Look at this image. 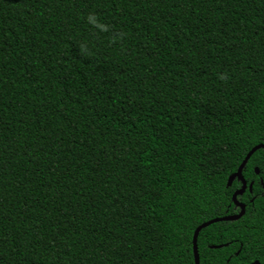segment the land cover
<instances>
[{
  "label": "trees",
  "instance_id": "1",
  "mask_svg": "<svg viewBox=\"0 0 264 264\" xmlns=\"http://www.w3.org/2000/svg\"><path fill=\"white\" fill-rule=\"evenodd\" d=\"M259 145L264 0H0V264H195ZM242 176L200 264H264Z\"/></svg>",
  "mask_w": 264,
  "mask_h": 264
},
{
  "label": "water",
  "instance_id": "2",
  "mask_svg": "<svg viewBox=\"0 0 264 264\" xmlns=\"http://www.w3.org/2000/svg\"><path fill=\"white\" fill-rule=\"evenodd\" d=\"M259 149H264V145H259L257 147H255L254 149H252V151L247 155V157L245 158L244 162L242 163L240 169L238 170V172L236 174H234L233 176L230 177L229 181H230V185H229V181H228V186H231L233 181L235 179H239L241 182H242V188L238 191H236V193L234 194L233 196V201H234V204L240 208V213L238 215H235V216H227V217H222V218H217V219H213L211 221H208L204 224H202L201 226H199L197 229H196V232H195V235H194V257H195V264H200V256H199V251H198V246H197V239H198V236H199V233L202 229L212 225V224H215V223H218V222H224V221H235V220H238L240 219L241 217L244 216L245 214V210H246V206L243 205V204H240L238 201H237V197L239 195H242L248 188L250 189V191H252V184L247 185V182L245 181V179L243 178L242 176V172H243V169L244 167L246 166L247 162L250 160V158L253 156V154L258 151ZM257 173H259L258 170H256ZM255 264H258V263H255Z\"/></svg>",
  "mask_w": 264,
  "mask_h": 264
},
{
  "label": "snow or ice",
  "instance_id": "3",
  "mask_svg": "<svg viewBox=\"0 0 264 264\" xmlns=\"http://www.w3.org/2000/svg\"><path fill=\"white\" fill-rule=\"evenodd\" d=\"M229 185H230V181H229Z\"/></svg>",
  "mask_w": 264,
  "mask_h": 264
}]
</instances>
